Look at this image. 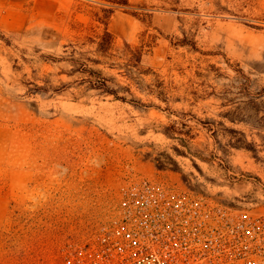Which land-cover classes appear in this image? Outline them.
I'll return each instance as SVG.
<instances>
[{"label":"rangeland","instance_id":"1","mask_svg":"<svg viewBox=\"0 0 264 264\" xmlns=\"http://www.w3.org/2000/svg\"><path fill=\"white\" fill-rule=\"evenodd\" d=\"M113 1L0 0V264H90L139 178L264 211V0Z\"/></svg>","mask_w":264,"mask_h":264},{"label":"built area","instance_id":"2","mask_svg":"<svg viewBox=\"0 0 264 264\" xmlns=\"http://www.w3.org/2000/svg\"><path fill=\"white\" fill-rule=\"evenodd\" d=\"M146 178L90 239V264H264V211Z\"/></svg>","mask_w":264,"mask_h":264},{"label":"trees","instance_id":"3","mask_svg":"<svg viewBox=\"0 0 264 264\" xmlns=\"http://www.w3.org/2000/svg\"><path fill=\"white\" fill-rule=\"evenodd\" d=\"M113 2H114L115 5L116 4H129L128 0L113 1ZM114 9H115L114 6L106 7V8L103 9V11L105 13V17L107 19H109V17L114 13ZM133 14L136 15V13H133ZM97 20H99L101 22H104L100 17H98ZM104 23L107 25V21L104 22ZM99 39L100 40L98 41V50L102 51V52H108V50L112 48V45L115 42L114 33L112 31H110L107 26L105 27L103 34L99 36ZM126 46L128 48L131 47V45L129 43H126ZM86 70L92 75L100 74L99 72H97V71H95L93 69H89V70L86 69ZM98 77H100V76H98ZM97 82H100V83H95V81H92L93 87L101 88L105 92L115 94L118 98H121V99L125 100V97L118 96L117 91L115 89L109 87V85L106 83V79L105 78L100 77L97 80ZM260 95L261 96L264 95V90L262 92H260ZM255 102H256L255 103L256 104L255 111L258 112V113L264 111L263 104H261L258 101H255Z\"/></svg>","mask_w":264,"mask_h":264},{"label":"crops","instance_id":"4","mask_svg":"<svg viewBox=\"0 0 264 264\" xmlns=\"http://www.w3.org/2000/svg\"><path fill=\"white\" fill-rule=\"evenodd\" d=\"M25 23L24 13L19 10H13L10 4H3L0 9V27L7 31L19 29Z\"/></svg>","mask_w":264,"mask_h":264}]
</instances>
